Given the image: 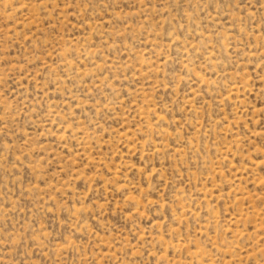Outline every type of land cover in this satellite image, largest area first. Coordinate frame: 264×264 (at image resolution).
Masks as SVG:
<instances>
[{"label":"rangeland","instance_id":"rangeland-1","mask_svg":"<svg viewBox=\"0 0 264 264\" xmlns=\"http://www.w3.org/2000/svg\"><path fill=\"white\" fill-rule=\"evenodd\" d=\"M0 264H264V0H0Z\"/></svg>","mask_w":264,"mask_h":264}]
</instances>
